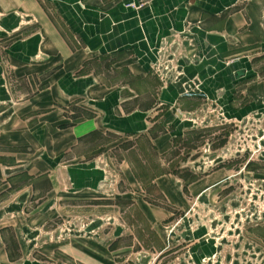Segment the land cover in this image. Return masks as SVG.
Here are the masks:
<instances>
[{
	"label": "crops",
	"instance_id": "1",
	"mask_svg": "<svg viewBox=\"0 0 264 264\" xmlns=\"http://www.w3.org/2000/svg\"><path fill=\"white\" fill-rule=\"evenodd\" d=\"M209 106L264 114V0H0V264H161L199 199L259 177Z\"/></svg>",
	"mask_w": 264,
	"mask_h": 264
},
{
	"label": "rangeland",
	"instance_id": "2",
	"mask_svg": "<svg viewBox=\"0 0 264 264\" xmlns=\"http://www.w3.org/2000/svg\"><path fill=\"white\" fill-rule=\"evenodd\" d=\"M166 55L167 58L161 62L162 70L176 74L179 78L182 74L176 70L178 54ZM207 111L211 114V121L221 118L227 122V126H236L237 133L233 132L230 137L227 135L231 143L228 144L230 148L238 145L235 148L242 149V154L247 157L258 158L259 177L247 174L243 168L241 181L233 182L231 187L236 189L230 190L225 197L210 202L199 199L194 210L183 221L180 220L179 234L184 235L183 243L170 251L161 264H264V114L258 117L252 114L238 122L225 120L215 106H209ZM200 120L203 126L209 122L206 119ZM102 137L110 138L108 134ZM202 154L208 155L207 148L202 150ZM206 165H210L209 160H206ZM90 217L89 214L70 213L59 231L69 237L78 233L91 237V231L87 233L86 230L91 222ZM122 217L136 220L140 226V236L146 238L147 229L141 223L142 217L138 213L135 212L132 217L129 214ZM187 219L193 223L191 226L186 223ZM148 238L156 248L163 245L151 233ZM193 238L195 241L192 244Z\"/></svg>",
	"mask_w": 264,
	"mask_h": 264
}]
</instances>
